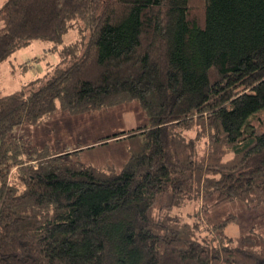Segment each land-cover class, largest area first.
I'll return each mask as SVG.
<instances>
[{
	"label": "trees",
	"instance_id": "obj_1",
	"mask_svg": "<svg viewBox=\"0 0 264 264\" xmlns=\"http://www.w3.org/2000/svg\"><path fill=\"white\" fill-rule=\"evenodd\" d=\"M191 1L3 0L0 64L35 41L61 49L0 95V264H264V0H202L199 19ZM131 101L148 124L100 140L126 143L116 173L7 139L57 110ZM207 195L259 222L234 239L231 217L171 214Z\"/></svg>",
	"mask_w": 264,
	"mask_h": 264
},
{
	"label": "rangeland",
	"instance_id": "obj_2",
	"mask_svg": "<svg viewBox=\"0 0 264 264\" xmlns=\"http://www.w3.org/2000/svg\"><path fill=\"white\" fill-rule=\"evenodd\" d=\"M2 3L3 0H0V7ZM201 7L202 0L191 1L190 9L193 17L199 19ZM76 36V31H69L64 36L63 43L73 41ZM57 52L51 42H33L26 50L22 48L13 53L0 64V95L20 90L29 81L51 72L59 61ZM147 124L148 117L139 103L131 101L82 114L57 110L37 124L19 125L9 133L7 139L10 141L19 139L39 149L49 147L54 151L65 153L80 151V154L77 152L79 155L76 158L83 165H92L100 172L109 170L116 173L127 158L124 141L101 144L96 143L97 140ZM186 136L192 139L195 133L190 132ZM206 143L207 141L204 140L198 142L197 147L201 153L204 152ZM86 145L90 148H86ZM229 157L230 154L225 156L224 160ZM171 214L189 223L200 219L209 226L231 217L223 229V234L234 239H238L243 232L259 222L258 219L253 220V212L244 202L233 200L216 203L215 196L212 195L183 200L171 210Z\"/></svg>",
	"mask_w": 264,
	"mask_h": 264
},
{
	"label": "crops",
	"instance_id": "obj_3",
	"mask_svg": "<svg viewBox=\"0 0 264 264\" xmlns=\"http://www.w3.org/2000/svg\"><path fill=\"white\" fill-rule=\"evenodd\" d=\"M74 40H75V39H74ZM35 42H40V41H35ZM71 42H72V41H71ZM69 43H70V42H69ZM32 44H33V42H32L31 44H29L26 48H24V50H26L27 48H29V46H32ZM63 44H68V43H63ZM54 49H55V48H54ZM60 49H61V48H59V47H58L57 49H55V50L58 51V52H57V53H58V56H59V50H60ZM58 62H59V61H58ZM58 62H57V63H58ZM57 63H56V64H57ZM36 78H37V77H36ZM109 137H111V136H109ZM105 138H106V137H105ZM102 139H104V138H102ZM102 139H100V140H102ZM100 140H97L98 142H96V143H100ZM114 141L117 142V141H119V139L117 138V139H114V140H111V141L109 140L107 143H109V142H114ZM121 142H122V140H121ZM96 143H95V144H96ZM124 143H125V142H124ZM95 144H94V145H95ZM89 145H90V144H89ZM125 145H126V143H125ZM86 146H87V145H86ZM83 147H84V146H83ZM86 148H90V146H87ZM81 149H82V148H81ZM81 149H79V150H81ZM127 156H128V155H127ZM126 159H127V158H126ZM121 165H122V164H121ZM90 166H92V165H90Z\"/></svg>",
	"mask_w": 264,
	"mask_h": 264
}]
</instances>
